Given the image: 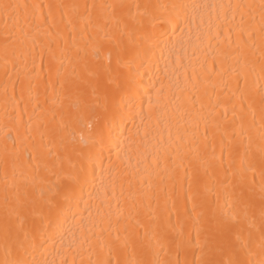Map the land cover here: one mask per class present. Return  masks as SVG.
<instances>
[{"label": "bare ground", "instance_id": "6f19581e", "mask_svg": "<svg viewBox=\"0 0 264 264\" xmlns=\"http://www.w3.org/2000/svg\"><path fill=\"white\" fill-rule=\"evenodd\" d=\"M0 264H264V0H0Z\"/></svg>", "mask_w": 264, "mask_h": 264}]
</instances>
